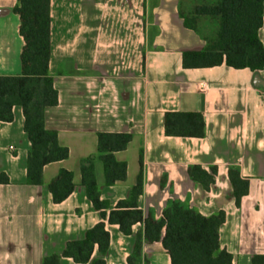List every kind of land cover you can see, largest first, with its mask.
I'll use <instances>...</instances> for the list:
<instances>
[{
    "label": "crops",
    "instance_id": "1",
    "mask_svg": "<svg viewBox=\"0 0 264 264\" xmlns=\"http://www.w3.org/2000/svg\"><path fill=\"white\" fill-rule=\"evenodd\" d=\"M217 0H50V73L58 104L45 112L46 128L58 132L69 156L43 168V183H26L30 141L22 107L14 119L0 121V264H42L60 255L69 241L82 240L100 221L81 183L80 162L98 156L97 134L130 133L127 148L115 153L126 162L124 181L106 185L96 158L101 198L114 207L130 197L143 154V191L139 208L159 220L173 202L203 216L223 210L219 242L233 255V264H252L264 255V70L234 69L225 64L186 69L182 54L202 50L215 24L206 19L197 29L184 25V15ZM17 0H0V75L21 74L24 40L13 8ZM259 38L264 45V11ZM169 111L201 112L202 138L166 136ZM217 168L208 191L188 170ZM73 172V192L54 203L49 182L60 169ZM249 179V192L235 205L228 170ZM110 244L106 264H129L143 224L124 235L107 224ZM163 232V231H162ZM101 255L94 250L92 258ZM171 264L161 241L142 246L138 264ZM60 264L76 263L68 257Z\"/></svg>",
    "mask_w": 264,
    "mask_h": 264
},
{
    "label": "trees",
    "instance_id": "2",
    "mask_svg": "<svg viewBox=\"0 0 264 264\" xmlns=\"http://www.w3.org/2000/svg\"><path fill=\"white\" fill-rule=\"evenodd\" d=\"M13 11L19 17V33L24 40L20 55L22 70L20 75H0V121H13V107H22L24 131L31 145L27 155L26 183L41 185L44 166L69 156V149L59 143L58 132L45 125L46 109L58 104V92L49 66L50 0H17ZM263 11L264 0H217L210 5L194 7L188 15L182 13L184 25L190 29H197L202 19L215 24L211 36L205 37L206 46L202 50L183 52V68L225 64L234 69L264 70V45L258 34ZM164 133L166 136L202 138L205 135L204 117L197 111L166 112ZM131 140L130 133L97 134L98 156L82 159L80 172L87 197L99 211L101 219L87 230L84 239L69 241L60 255L47 256L42 264H60L63 257L76 263L106 264L104 256L110 244L106 225H118L124 235H130L137 223L143 224V231L137 234L134 251L128 257L129 264H138L144 242L158 241L168 253L171 264H233V255L221 248L219 242V229L226 220L223 210L203 216L173 202L159 220L144 217L138 204L143 191L142 151L139 153L140 170L130 197L120 200L114 207L101 198L96 181V158L102 162L106 185L124 181L127 164L118 161L115 153L125 150ZM188 174L208 191L215 182L217 168L213 166L207 171L200 165H193ZM228 178L233 187L235 205L239 207L242 197L249 192V179L243 178L237 168L228 170ZM0 183H8L5 174H0ZM74 187L73 172L63 168L48 184L54 203L64 201ZM95 249L101 257L92 258ZM143 264L149 262L144 259ZM252 264H264V255H254Z\"/></svg>",
    "mask_w": 264,
    "mask_h": 264
}]
</instances>
